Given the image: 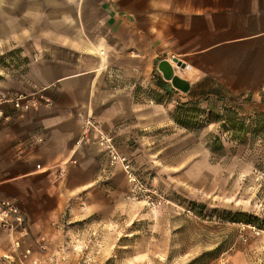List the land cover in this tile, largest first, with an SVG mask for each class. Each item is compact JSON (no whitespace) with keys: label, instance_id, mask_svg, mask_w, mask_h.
Instances as JSON below:
<instances>
[{"label":"rangeland","instance_id":"374dc122","mask_svg":"<svg viewBox=\"0 0 264 264\" xmlns=\"http://www.w3.org/2000/svg\"><path fill=\"white\" fill-rule=\"evenodd\" d=\"M15 8L32 17L17 19L11 46L9 35L0 38V122L21 127L35 122L26 115L57 105L56 88L37 82L48 70L73 61V73L94 75L89 53L72 46L86 45L88 36L68 34L70 23L57 25V15L84 9L96 17L100 10L93 0H18ZM100 69L104 89L125 87L129 95L127 133L135 136L141 127L132 125L154 117L156 130L139 133L144 145L136 137L117 144L89 113L90 91L78 94L76 121L89 137L81 158H66L64 172L87 214L78 221L79 264H264V92L196 97L167 90L156 68L145 81L130 76L127 83L120 71Z\"/></svg>","mask_w":264,"mask_h":264},{"label":"crops","instance_id":"0c3cea01","mask_svg":"<svg viewBox=\"0 0 264 264\" xmlns=\"http://www.w3.org/2000/svg\"><path fill=\"white\" fill-rule=\"evenodd\" d=\"M17 1L0 0V38L9 35V46L15 41L12 36L19 33L17 19L32 17L17 12ZM93 2L99 7V16L84 9L62 12L55 23H70L68 34L88 36L86 45L74 40L72 46L75 52L89 53L94 75L92 71L73 73L75 63L64 61L59 72L52 68L37 80L60 94L54 108L26 115L35 122L21 127L15 122L7 126L0 122V198L15 203L25 219V228L9 230L0 217V259L7 258L8 264L80 262L78 221L87 214L80 209L79 186L66 181L71 176L64 172L67 160L81 158V140L89 137L76 121L83 104L78 101L79 93L90 91L89 113L103 123L117 144L127 146L145 129L156 130L154 117L142 125L134 123L133 127H141L134 130L135 136L127 133L129 128L123 122L128 107L123 102L129 95L124 93L125 87L104 89L100 67L120 71L121 83H127L130 76L145 81L156 68V75L162 78L158 80L164 81L167 90L196 97L200 95L194 93L221 92L240 98L253 94L256 98L264 92V0ZM160 67L173 71L176 84L164 78ZM144 139H137L140 145ZM27 251L30 254L25 256Z\"/></svg>","mask_w":264,"mask_h":264},{"label":"built area","instance_id":"2783aa9c","mask_svg":"<svg viewBox=\"0 0 264 264\" xmlns=\"http://www.w3.org/2000/svg\"><path fill=\"white\" fill-rule=\"evenodd\" d=\"M87 125L93 126V123L91 122V120L87 121ZM103 139L106 141V143L111 142V140L106 139L105 137ZM108 148H111V147L109 146ZM113 158H118V157L115 154H113ZM121 162L125 165V169L127 170L129 174V177H130L129 179L131 180V182L137 183V178L129 172L131 168H130L128 160L123 157L121 158ZM0 217L3 222V225L9 230H14L16 227L25 228L24 227L25 219L23 215L21 214L19 207L9 199L0 198ZM12 220H14L15 223H13ZM17 247L19 248L20 245L18 244ZM29 254L30 252L27 251L25 253V256ZM6 259L7 258H4L3 260H0V262L1 261L5 262Z\"/></svg>","mask_w":264,"mask_h":264},{"label":"water","instance_id":"95a60500","mask_svg":"<svg viewBox=\"0 0 264 264\" xmlns=\"http://www.w3.org/2000/svg\"><path fill=\"white\" fill-rule=\"evenodd\" d=\"M160 70L166 80L172 81L174 84H176L178 78L174 76V73L171 69H168L166 67H160Z\"/></svg>","mask_w":264,"mask_h":264}]
</instances>
